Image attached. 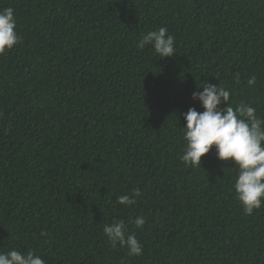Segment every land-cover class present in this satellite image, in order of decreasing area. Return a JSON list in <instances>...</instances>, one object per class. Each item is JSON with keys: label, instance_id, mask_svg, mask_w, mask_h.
<instances>
[{"label": "trees", "instance_id": "obj_1", "mask_svg": "<svg viewBox=\"0 0 264 264\" xmlns=\"http://www.w3.org/2000/svg\"><path fill=\"white\" fill-rule=\"evenodd\" d=\"M7 7L22 42L0 55V251L33 250L46 264H264V206L243 213L234 161L214 146L201 168L180 160L184 113L204 111L197 87L225 86L264 117V0ZM159 27L175 37L171 57L138 47ZM137 187L135 204L117 202ZM137 215L142 229L129 223ZM114 218L142 256L110 247Z\"/></svg>", "mask_w": 264, "mask_h": 264}, {"label": "clouds", "instance_id": "obj_2", "mask_svg": "<svg viewBox=\"0 0 264 264\" xmlns=\"http://www.w3.org/2000/svg\"><path fill=\"white\" fill-rule=\"evenodd\" d=\"M16 26L14 9H0V55L22 42ZM174 45V35L169 34L166 27H159L143 34L138 47L151 46L160 58H164L176 53ZM256 82V75L246 80L250 88ZM199 88L193 91L192 98L200 102L204 111L198 112L192 107L184 113L186 124L182 127V134L185 147L180 160L187 169L201 168V157L214 146L219 159L234 161L237 169L233 185L236 198L242 205L243 213L252 216L254 211L264 206V117L259 116L256 108L248 102L233 104L234 93L225 86L206 83L202 91ZM141 195L142 191L137 187L131 195H120L117 202L131 206ZM129 223L142 229L146 219L143 215H137ZM103 234L110 247L124 248L128 256L143 255V245L135 233L128 231L124 220L114 218L103 226ZM0 264H46V261L33 250L22 253L12 249L0 251Z\"/></svg>", "mask_w": 264, "mask_h": 264}]
</instances>
